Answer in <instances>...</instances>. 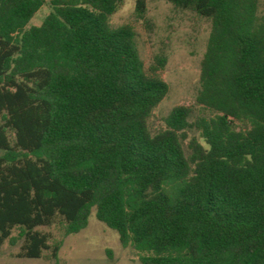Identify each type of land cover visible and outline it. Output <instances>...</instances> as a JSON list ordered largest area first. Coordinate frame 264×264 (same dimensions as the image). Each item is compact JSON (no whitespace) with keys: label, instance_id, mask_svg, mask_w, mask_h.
Segmentation results:
<instances>
[{"label":"trees","instance_id":"obj_1","mask_svg":"<svg viewBox=\"0 0 264 264\" xmlns=\"http://www.w3.org/2000/svg\"><path fill=\"white\" fill-rule=\"evenodd\" d=\"M210 22L195 116L141 59L125 0H0V248L58 261L96 219L141 264H264L262 0H168ZM45 6L49 14L29 26ZM147 0L135 1V20Z\"/></svg>","mask_w":264,"mask_h":264},{"label":"rangeland","instance_id":"obj_2","mask_svg":"<svg viewBox=\"0 0 264 264\" xmlns=\"http://www.w3.org/2000/svg\"><path fill=\"white\" fill-rule=\"evenodd\" d=\"M135 1L125 0L113 17L112 26L117 28L130 22L135 25L138 49L146 67L151 66L158 55L167 58L163 79L169 86V94L155 110L150 127L153 131L165 128V118L177 106L193 107L195 116L209 115L196 105V97L210 22L192 12L176 9L168 0H147L148 26L142 20H135ZM49 11L48 6L43 7L29 26L41 25ZM38 230L50 234L53 240H63L57 262L19 259L16 257L19 246L10 247L6 243L0 248V264H141L138 253L131 247L124 248L118 233L96 219L95 210L88 226L78 234L64 238L56 226Z\"/></svg>","mask_w":264,"mask_h":264}]
</instances>
